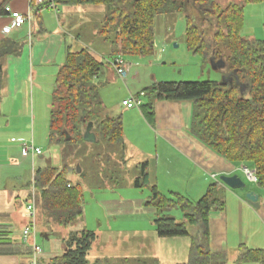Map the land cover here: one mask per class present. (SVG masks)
I'll return each mask as SVG.
<instances>
[{
    "label": "trees",
    "instance_id": "16d2710c",
    "mask_svg": "<svg viewBox=\"0 0 264 264\" xmlns=\"http://www.w3.org/2000/svg\"><path fill=\"white\" fill-rule=\"evenodd\" d=\"M8 1L1 4L0 14L5 12ZM54 1L68 6L103 7L98 35L122 57L152 56L155 19L165 13H183L188 52L201 56L203 63L210 58L222 60L225 73L235 71L237 80L233 78L230 84L212 81L154 83L140 94L145 100L140 110L153 125L155 102H190L191 136L220 158L254 172L256 187L264 189V40L240 35L245 3L263 0H240L226 6H222L220 0H192L191 6L186 0ZM196 20L204 25V31ZM20 48L13 41L0 43V92L1 60L19 55ZM104 65L106 63L95 59L88 48L67 52L52 91L49 141L107 146L114 148L115 155L121 158L124 152L121 119L106 113L99 86L94 81ZM97 157H101L100 154ZM138 168L143 182H139L138 177L135 185L150 190L151 197L145 206L155 212L157 236L190 241L188 260L181 264H228L226 253L213 252L209 245V216L212 212H224L226 207L221 183L210 185L197 202L178 194L166 198L149 186L146 164ZM69 172L68 168L47 166L34 170L33 174L39 217L48 230L54 226L67 230L60 239L62 254L51 258L47 264H87L88 252L96 238L85 229H72L83 216V189L80 183L69 180ZM175 209L182 215L180 222L169 214ZM17 254H30V249L10 238L9 233L1 232L0 255ZM241 263L264 264V250L243 248L236 264Z\"/></svg>",
    "mask_w": 264,
    "mask_h": 264
},
{
    "label": "crops",
    "instance_id": "0c3cea01",
    "mask_svg": "<svg viewBox=\"0 0 264 264\" xmlns=\"http://www.w3.org/2000/svg\"><path fill=\"white\" fill-rule=\"evenodd\" d=\"M4 1L0 0V6ZM6 7L23 15L31 14V21L4 35L2 29L9 25L11 18L9 13L0 14V43L9 40L21 46L19 55H9L1 60L0 121L5 126L12 121L21 124L33 119L35 92L40 93V98L45 93H51L52 98L56 74L64 63L67 52L76 53L88 48L95 59L106 63L94 81L99 86L103 101L108 102V106L103 102L106 113L121 119L124 152L119 163L124 168L138 169L144 163L150 187H155L166 198L178 194L193 202L200 200L210 185L220 182L221 176H237L244 182L242 166L220 158L191 136L190 102H155L154 124L146 121L140 110L145 100L140 94L145 88L154 83H162L166 78L158 75L150 60L130 57L126 61L122 56L126 63V78L122 81L117 76L107 61L120 55L98 35L104 14L103 7L56 4L55 10L45 7H33L30 10L28 0H9ZM58 8L64 13L65 22L72 26V31L63 25L58 26ZM81 35L89 40H81ZM90 44L99 45V51L102 50L104 54L93 50ZM154 57L161 58V51H155ZM169 57L167 54L161 60L171 63ZM132 98L141 101L140 107L128 108L122 104ZM10 142L19 143L21 156L24 141L11 137ZM39 156L42 157V151ZM35 158L24 159H30L33 166ZM33 174L34 170L31 182L25 186L26 190L22 186L15 187V190H12L13 187L0 186V233H9V237L17 242L21 230L29 221L26 205L33 185ZM220 185L224 189L226 207L224 212H212L209 216V245L213 252L226 253L228 263L236 264L243 248L264 250V189H258L256 185L248 188L245 184L243 189L230 190L222 183ZM249 192L258 196V208H253L247 202L245 195ZM176 212L179 211L175 209L169 214L180 222L182 215L177 219ZM128 216H134L150 227L154 225L155 212L151 208L147 207ZM38 223L37 217V225ZM23 247L28 248L25 245ZM29 257V254L0 255V264H28Z\"/></svg>",
    "mask_w": 264,
    "mask_h": 264
},
{
    "label": "rangeland",
    "instance_id": "374dc122",
    "mask_svg": "<svg viewBox=\"0 0 264 264\" xmlns=\"http://www.w3.org/2000/svg\"><path fill=\"white\" fill-rule=\"evenodd\" d=\"M239 1L220 0L219 2L222 6H226L229 2ZM191 2L192 0H186L190 6ZM56 13H58V26L63 25L67 30L72 31V26L65 22L64 13L60 8ZM192 21H194L193 17ZM196 22L201 25V21L196 20ZM201 28L204 31V25H201ZM185 30L186 21L183 13H165L158 16L154 22L156 46L154 52L161 51V58H166L168 54L171 63L161 58L156 59L154 54L144 58L151 61L158 75L166 78L164 82H221L225 68L213 69L210 60L203 63L201 56H194L188 52ZM240 35L243 38L264 40V0L260 3H245L244 25ZM80 38L89 40L85 35H81ZM91 46L93 50L101 49L99 45L90 44ZM99 53L104 54L102 50ZM128 59L130 57H125L126 61ZM99 95L102 102L108 106V102L103 101L100 92ZM39 96L40 93L35 92L33 119L25 120L21 124L12 121L8 126L0 121L2 125L0 186L13 187L12 190L22 186L26 190V184L31 182L32 170L47 166L58 169L68 168L69 178L80 183L83 189V216L72 229H85L96 236L87 255V264L185 263L190 254L188 238H159L154 225L150 227L134 216H128L136 211L145 210L147 208L145 203L151 197L148 189L136 188V178L140 177L139 182H143L140 176L141 170L124 168L119 163L121 159L119 155H115L114 148L98 147L95 144L70 145L49 141L51 93L43 94L42 98ZM28 104H30L29 100ZM11 137L22 140L23 143H33L42 151V157L37 156L32 166L30 159L20 156L19 143H11ZM99 154L101 157H97ZM97 158L101 159L97 161ZM79 165L81 173L77 172ZM243 179L248 188L254 187L255 183L247 177L244 176ZM176 213L177 219H180L181 214ZM38 221L36 240L44 253L42 264H47L50 258L62 254L60 239L67 230L55 226L48 230L39 215Z\"/></svg>",
    "mask_w": 264,
    "mask_h": 264
},
{
    "label": "built area",
    "instance_id": "2783aa9c",
    "mask_svg": "<svg viewBox=\"0 0 264 264\" xmlns=\"http://www.w3.org/2000/svg\"><path fill=\"white\" fill-rule=\"evenodd\" d=\"M30 10L33 7H45L47 9H56L54 0H28ZM5 13H9L11 21L9 25L2 29L4 35H8L13 29L20 28L31 21V14L23 15L19 12L11 11L9 7H5ZM108 65L115 71L117 76L124 81L126 78V63L123 58L117 57L112 61H107ZM122 104L128 108L140 107L142 104L138 98H132L128 101H123ZM41 155V150L33 145V143H24L21 147V156L24 158L31 157L32 159ZM245 176L253 183H256L254 172L244 168ZM26 212L28 216V223L23 227L19 236V243L27 246L30 249L28 264H42L43 251L36 240L37 228V208H36V193L34 186L31 187V193L26 205Z\"/></svg>",
    "mask_w": 264,
    "mask_h": 264
},
{
    "label": "water",
    "instance_id": "95a60500",
    "mask_svg": "<svg viewBox=\"0 0 264 264\" xmlns=\"http://www.w3.org/2000/svg\"><path fill=\"white\" fill-rule=\"evenodd\" d=\"M210 62L213 69H223L225 67V64L222 60L215 61L213 60V58H210ZM233 78L237 80V75L235 71L226 73L222 77L221 82L224 84H230L232 83ZM77 172L79 173L80 169H77ZM219 180L230 190H239L245 188V183L237 176H221ZM245 198L253 208H258V196L255 193L249 192L245 195Z\"/></svg>",
    "mask_w": 264,
    "mask_h": 264
},
{
    "label": "bare ground",
    "instance_id": "6f19581e",
    "mask_svg": "<svg viewBox=\"0 0 264 264\" xmlns=\"http://www.w3.org/2000/svg\"><path fill=\"white\" fill-rule=\"evenodd\" d=\"M34 186V185H33ZM38 217V216H37ZM38 228V227H37Z\"/></svg>",
    "mask_w": 264,
    "mask_h": 264
},
{
    "label": "flooded vegetation",
    "instance_id": "af4514ba",
    "mask_svg": "<svg viewBox=\"0 0 264 264\" xmlns=\"http://www.w3.org/2000/svg\"><path fill=\"white\" fill-rule=\"evenodd\" d=\"M224 74H226V73H224Z\"/></svg>",
    "mask_w": 264,
    "mask_h": 264
}]
</instances>
